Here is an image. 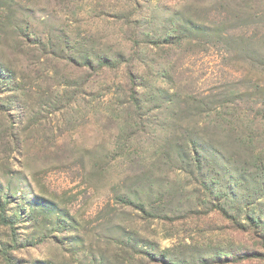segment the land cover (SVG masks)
<instances>
[{
  "label": "rangeland",
  "instance_id": "obj_1",
  "mask_svg": "<svg viewBox=\"0 0 264 264\" xmlns=\"http://www.w3.org/2000/svg\"><path fill=\"white\" fill-rule=\"evenodd\" d=\"M0 264H264V0H0Z\"/></svg>",
  "mask_w": 264,
  "mask_h": 264
}]
</instances>
